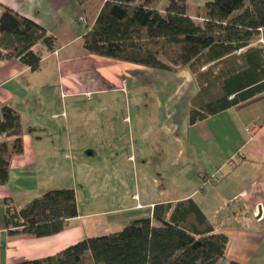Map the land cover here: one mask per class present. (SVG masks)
I'll use <instances>...</instances> for the list:
<instances>
[{"label":"crops","instance_id":"obj_1","mask_svg":"<svg viewBox=\"0 0 264 264\" xmlns=\"http://www.w3.org/2000/svg\"><path fill=\"white\" fill-rule=\"evenodd\" d=\"M104 1L0 0V12L8 7L54 38L52 50L41 43L33 47L40 55L36 70L15 58L0 60V106L18 113L23 146L0 186V264L52 256L96 236V217L129 212L132 221L151 217L156 204L188 198L214 231L228 237L226 261L264 264V91L189 125L190 100L198 87L188 69L162 71L84 51L82 37ZM200 8L187 3V14L196 23L201 22ZM80 15L85 21L78 20ZM144 94L151 98L149 115L155 121L146 134L138 132L147 141L140 151L145 158L140 175L148 185L137 184L119 209L81 211L77 179L84 180L83 170L94 156L108 157L113 151L120 156L119 145L117 150L110 143L112 115L119 114L115 119L123 130L134 120L142 122ZM160 132L167 140L164 152ZM160 154L168 158L161 180L177 189L167 190L159 182L160 169L153 162ZM61 188H72L77 203V216L61 232L42 238L9 233L15 229L4 224L6 200L18 210L33 197Z\"/></svg>","mask_w":264,"mask_h":264},{"label":"trees","instance_id":"obj_2","mask_svg":"<svg viewBox=\"0 0 264 264\" xmlns=\"http://www.w3.org/2000/svg\"><path fill=\"white\" fill-rule=\"evenodd\" d=\"M83 5L87 0H74ZM105 0L82 37L88 54L176 72L188 69L198 90L190 100L193 125L264 91V0H209L187 14L188 0ZM0 12V60L18 59L36 70L54 38L12 9ZM18 113L0 106V186L8 180L11 159L21 154ZM77 216L72 188L51 189L18 210L5 201L10 234L42 238L61 232ZM156 223L157 225H154ZM229 239L214 231L193 202L154 205L152 216L130 221L121 230L78 241L59 253L17 264H239L226 261Z\"/></svg>","mask_w":264,"mask_h":264},{"label":"rangeland","instance_id":"obj_3","mask_svg":"<svg viewBox=\"0 0 264 264\" xmlns=\"http://www.w3.org/2000/svg\"><path fill=\"white\" fill-rule=\"evenodd\" d=\"M206 1L209 0H188L187 3L197 9ZM81 16L85 19L84 15ZM82 26L85 27L84 24H82ZM133 97L134 95H131V101H134ZM143 102L146 104L143 107L142 122H140L141 125L138 120H134L132 121L130 129L127 124L125 130H123L124 127L120 122V119H115L119 114L115 112L116 115H112L113 119L109 126V130L110 133H112L113 138L110 143L115 149H117L115 145H119L120 156L115 155L118 151H113L108 157L94 156L92 160H89V167L86 166L83 170L84 180L77 179V183L81 187L78 192V201L81 211L86 209L89 211H97L98 209H119L126 205V202L130 199V195L136 192L135 188L137 184L140 186H144L145 184L146 186L148 185L147 183L149 181L142 178L140 175V172L144 169V166L143 164H140V161L145 159L141 157L140 151L144 147L143 145L147 144V141H144V138L142 137H140V139L138 132L140 134H146L145 132L147 130L151 127L154 128L155 121L154 118L150 116L152 115L150 107L152 102L151 98L144 94ZM165 125L166 127L169 125L168 121ZM96 127H98V124ZM161 134L162 133L160 132L158 136V138L160 137L159 150L164 152L167 140L165 137H162ZM140 145L141 147L139 148ZM167 159L166 156H158V158H154L153 165L160 169L159 182L165 184L167 190H172L173 187L177 189L176 185L167 180H161L165 172ZM91 200L95 204L90 205L87 203ZM131 217L132 216L129 212L96 217L92 219V225L95 229L92 232V235H101L119 231L127 225L131 219H134ZM85 263L90 264L88 256L85 257ZM220 264L225 263L221 262Z\"/></svg>","mask_w":264,"mask_h":264},{"label":"built area","instance_id":"obj_4","mask_svg":"<svg viewBox=\"0 0 264 264\" xmlns=\"http://www.w3.org/2000/svg\"><path fill=\"white\" fill-rule=\"evenodd\" d=\"M78 20L80 21V22H82V21H84L85 19H84V17L83 16H79V18H78ZM89 94L87 93L86 94V96H88ZM246 131H248L250 134H252L253 132H254V129L253 130H250L249 128H246ZM229 164H232V162H229ZM233 165V164H232Z\"/></svg>","mask_w":264,"mask_h":264}]
</instances>
